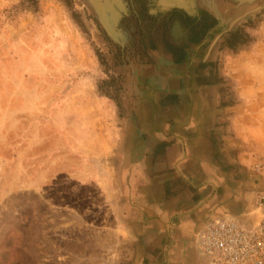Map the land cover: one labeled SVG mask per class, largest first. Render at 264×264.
Here are the masks:
<instances>
[{
	"label": "rangeland",
	"instance_id": "obj_1",
	"mask_svg": "<svg viewBox=\"0 0 264 264\" xmlns=\"http://www.w3.org/2000/svg\"><path fill=\"white\" fill-rule=\"evenodd\" d=\"M91 1L0 0V264H125L130 257L129 215L114 198L134 118L120 69L149 38L164 39V23L154 0H93L104 29L85 5ZM204 3L222 19L205 56L221 44L231 54L248 48L247 29L264 24V0ZM119 13L134 32L129 48L112 39ZM211 22L201 14L192 25L198 42ZM258 135L253 158L261 161L264 126Z\"/></svg>",
	"mask_w": 264,
	"mask_h": 264
},
{
	"label": "crops",
	"instance_id": "obj_2",
	"mask_svg": "<svg viewBox=\"0 0 264 264\" xmlns=\"http://www.w3.org/2000/svg\"><path fill=\"white\" fill-rule=\"evenodd\" d=\"M160 1L154 13L166 41L149 38L120 69L123 100L134 112L127 157L115 172L114 198L129 215L133 239L124 261L203 264L195 244L203 225L234 218L251 226L256 219L252 200L260 181L251 166L264 126V24L247 29L254 37L248 48L231 54L221 44L205 56L221 15L207 0ZM201 14L212 22L198 42L192 25ZM123 17L115 15L110 32L115 45L129 48L134 32Z\"/></svg>",
	"mask_w": 264,
	"mask_h": 264
},
{
	"label": "built area",
	"instance_id": "obj_3",
	"mask_svg": "<svg viewBox=\"0 0 264 264\" xmlns=\"http://www.w3.org/2000/svg\"><path fill=\"white\" fill-rule=\"evenodd\" d=\"M251 171L260 181L252 200L254 223L244 226L234 218L207 222L197 244L203 264H264V159L254 162Z\"/></svg>",
	"mask_w": 264,
	"mask_h": 264
},
{
	"label": "water",
	"instance_id": "obj_4",
	"mask_svg": "<svg viewBox=\"0 0 264 264\" xmlns=\"http://www.w3.org/2000/svg\"><path fill=\"white\" fill-rule=\"evenodd\" d=\"M103 1H104V0H103ZM93 4H94V3H93ZM85 5H86L87 8L91 11L92 15L94 16V18H96V20L99 22V24L101 25V27L105 29V25L103 24L104 21H103V20L101 21V15H100V10H99V8H97L95 4H94V6H95V7H94V6L92 5L91 2H89V3H85ZM243 16H245V14H244ZM241 17H242V16H241ZM236 20H239V19L237 18ZM229 27H230V26H229ZM229 27H228L226 30H224L223 33H227L228 30H229ZM223 33L220 34V35H217V39H216V40L220 39V38L222 37Z\"/></svg>",
	"mask_w": 264,
	"mask_h": 264
},
{
	"label": "bare ground",
	"instance_id": "obj_5",
	"mask_svg": "<svg viewBox=\"0 0 264 264\" xmlns=\"http://www.w3.org/2000/svg\"><path fill=\"white\" fill-rule=\"evenodd\" d=\"M251 1H253V0H240V2H245V3H248V2H251ZM92 3H94L93 2V0L91 1ZM232 2V1H231ZM233 3V2H232ZM239 3V2H238ZM100 5V4H99ZM159 5H166L165 4V1H163V0H161L160 1V3H159ZM237 5V4H236ZM99 7V6H98ZM262 8V7H261ZM215 221V220H214ZM214 221H212V222H214ZM207 224V223H206ZM206 224L205 225H203L202 226V228L200 229V230H198V232L196 233V235H195V244H196V247H197V244H198V240H199V238H200V235H201V233H202V231H203V229H204V227L206 226ZM242 224V223H241ZM243 225V224H242ZM244 226H247V225H244ZM197 249H198V247H197ZM199 251V250H198ZM202 258V257H201ZM202 261L204 262V260H203V258H202Z\"/></svg>",
	"mask_w": 264,
	"mask_h": 264
}]
</instances>
